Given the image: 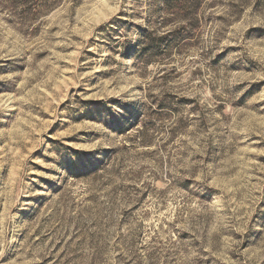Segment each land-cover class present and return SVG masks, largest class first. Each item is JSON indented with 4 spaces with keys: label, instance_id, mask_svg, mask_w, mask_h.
<instances>
[{
    "label": "rangeland",
    "instance_id": "obj_1",
    "mask_svg": "<svg viewBox=\"0 0 264 264\" xmlns=\"http://www.w3.org/2000/svg\"><path fill=\"white\" fill-rule=\"evenodd\" d=\"M166 2L0 0V264H264V0Z\"/></svg>",
    "mask_w": 264,
    "mask_h": 264
},
{
    "label": "trees",
    "instance_id": "obj_2",
    "mask_svg": "<svg viewBox=\"0 0 264 264\" xmlns=\"http://www.w3.org/2000/svg\"><path fill=\"white\" fill-rule=\"evenodd\" d=\"M168 2H171V0H167V2H166V3H168ZM168 6H169V5H168ZM159 41H161V42H162V41H163V39H162V40H159Z\"/></svg>",
    "mask_w": 264,
    "mask_h": 264
}]
</instances>
